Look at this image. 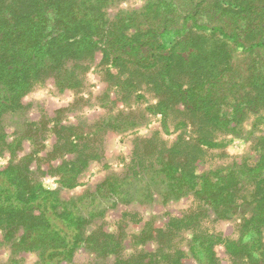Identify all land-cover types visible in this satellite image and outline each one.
Instances as JSON below:
<instances>
[{
  "label": "trees",
  "instance_id": "16d2710c",
  "mask_svg": "<svg viewBox=\"0 0 264 264\" xmlns=\"http://www.w3.org/2000/svg\"><path fill=\"white\" fill-rule=\"evenodd\" d=\"M116 3L0 0V154L9 151L10 156L0 168V243L17 252L39 253L40 264L72 261L82 248L105 257L122 247L119 237L94 225L109 210L155 198L167 204L193 195L220 218L231 220L240 214L237 238L193 230L188 246L193 260L188 261L185 251L171 244L183 223L169 228L168 249L139 253L125 262L221 264L216 247L223 246L232 264H264V135L256 143L257 160L202 173L196 159H189V146L180 141L147 145L146 138L136 137L121 173L112 172L94 189L64 199L60 189L45 188L35 174L57 178L63 188L81 185L90 164L105 158L99 133L58 118L52 124L51 118L28 119L23 127L6 131V116L27 108L23 99L36 84L50 80L60 90L84 87L97 53L106 73L123 66L142 78L138 82L144 79L149 89L152 83L165 116L170 103L181 102L185 111L204 118L209 126L234 131V123L264 106V0H199L182 16L174 13L172 0H147L141 9L121 10L111 18L108 9ZM206 7H213L207 10L211 17L200 18ZM170 31L179 40L168 47L161 38ZM209 36L216 44L202 48L200 42ZM231 40L244 49L243 59L235 56ZM137 86L130 92H140L143 87ZM107 97L111 100L109 93ZM132 113L119 109L98 127L122 133L138 124ZM141 117L145 119L143 111ZM48 130L56 136L50 150L43 140ZM24 141L32 148L20 155ZM151 238L142 234L141 242ZM156 257L161 262L154 261Z\"/></svg>",
  "mask_w": 264,
  "mask_h": 264
},
{
  "label": "rangeland",
  "instance_id": "374dc122",
  "mask_svg": "<svg viewBox=\"0 0 264 264\" xmlns=\"http://www.w3.org/2000/svg\"><path fill=\"white\" fill-rule=\"evenodd\" d=\"M172 1L175 5L174 13L177 16H182V13L190 11L195 2L199 0ZM146 2L147 0H117L116 4L109 6L108 16L114 18L115 14L121 10H139ZM210 8L213 7L201 9L200 18L208 19L211 17L210 11L207 12ZM231 27V20L228 19L227 30L229 31ZM161 40L168 47H171L179 40V35L170 31ZM243 41L247 44L249 42L248 38L244 37ZM231 42L234 46L235 56L243 59L244 49L233 40ZM215 44L216 42L209 36L199 45L202 48H212ZM101 58L100 53L94 56L86 74L84 87L77 91L68 88L60 90L50 80H45L36 84L26 94L23 99L27 105L25 110L5 118L4 124L8 132L13 131L15 126L23 127L28 119L42 121L51 118L52 124L54 123L53 119L58 118L63 123L77 125L80 128H86L85 130L91 128L93 131H97L98 136L104 140L105 158L90 164L84 183L73 189L63 188L58 183L57 178L37 171L35 176L42 181L45 188L60 189V194L64 199L75 198L88 189H94L95 185L106 175L112 172L121 173L125 169L137 142L136 137L146 138L147 145L163 140L168 145L180 141V145L189 146L191 151L189 159H196L199 173L231 165L234 162L257 160L259 153L256 143L258 137L264 135V106L259 111L250 110L241 122L234 123L233 126L237 128L234 131L209 126L204 118H198L193 113L185 111L181 102L170 103L172 106L169 105L168 114L165 116V110L158 105V93L153 89L155 86L152 83L150 85L153 88L150 86L149 89L148 85L144 84V79L138 82L142 78H137L123 66L113 67L114 73L112 74L106 73L105 68L99 63ZM127 77L129 80L123 81ZM142 77L144 78V76ZM117 82H124V84L113 87ZM136 85H142V90L136 92L138 88L130 92ZM41 93L43 95H40ZM108 93L111 100H107ZM112 101L114 102L112 103ZM105 103H108V106H105ZM119 109H123L125 114L134 112L130 115L134 116L135 124H138L127 127L128 129L122 133L113 130L106 132L103 128L98 127L109 116L115 115ZM142 111L145 114V119L141 117ZM55 137V134L50 130L43 136V140L45 138V143L48 145L47 150L51 149L50 145L54 142ZM203 140L218 143V146L207 145ZM187 142L192 144L198 142L200 145L190 146ZM242 146V152L233 151V149L238 150ZM31 148L30 142L24 141V151H19L18 154L23 155ZM9 160V151L0 154V168L5 167ZM49 182L56 186L54 188L46 187L45 185ZM239 215L231 220L220 218L211 206L196 199L193 195L172 200L167 204L158 198L151 202L122 204L109 210L103 219L94 223L96 226H102L104 231L119 237L121 249L118 252H110L109 256L102 257L82 248L76 252L72 261L64 264H133L135 261L125 262V260L131 259L139 253L157 251L159 247L166 250L171 244L174 249L179 247L185 251L188 261H192V257L188 255V246L193 230L196 232L210 231L221 234L223 237L237 238L240 227V220L237 219ZM177 219L178 222L175 221ZM183 223L184 226L179 229L178 235L174 238L175 241L171 244L169 241L166 243L165 240L168 239L166 234L169 228L177 227ZM93 227L95 228V226ZM142 234L152 238L142 243ZM216 251L221 264H232L231 257L223 246H217ZM157 257L154 261L161 262ZM0 264H40V255L33 251L17 252L12 250L7 243H0ZM159 264L166 263L161 262Z\"/></svg>",
  "mask_w": 264,
  "mask_h": 264
},
{
  "label": "clouds",
  "instance_id": "9594fccd",
  "mask_svg": "<svg viewBox=\"0 0 264 264\" xmlns=\"http://www.w3.org/2000/svg\"><path fill=\"white\" fill-rule=\"evenodd\" d=\"M40 95H43V93H41ZM233 151H243V146L240 148V149H233ZM46 187H48V186H50V187H52V188H54L56 185L55 184H51L50 182H49V184H46L45 185Z\"/></svg>",
  "mask_w": 264,
  "mask_h": 264
}]
</instances>
